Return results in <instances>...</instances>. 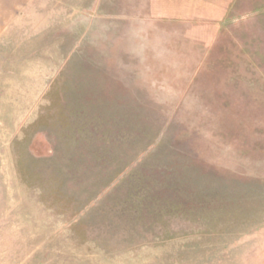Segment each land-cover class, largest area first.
I'll return each instance as SVG.
<instances>
[{
    "label": "rangeland",
    "instance_id": "rangeland-1",
    "mask_svg": "<svg viewBox=\"0 0 264 264\" xmlns=\"http://www.w3.org/2000/svg\"><path fill=\"white\" fill-rule=\"evenodd\" d=\"M87 1L5 63L0 264H264V0Z\"/></svg>",
    "mask_w": 264,
    "mask_h": 264
},
{
    "label": "crops",
    "instance_id": "crops-1",
    "mask_svg": "<svg viewBox=\"0 0 264 264\" xmlns=\"http://www.w3.org/2000/svg\"><path fill=\"white\" fill-rule=\"evenodd\" d=\"M82 3L83 8L89 7L87 0H82ZM71 4L72 0H0V88L5 87L2 84L8 80L9 69L5 63L11 57L49 54L42 41L53 39L55 31L49 28L51 23H54V18L66 17L65 10L68 8L70 11L73 6ZM31 20L40 21V28L29 30L28 24ZM28 36L30 38L27 40L31 39V42L22 44ZM40 50L43 52L39 53Z\"/></svg>",
    "mask_w": 264,
    "mask_h": 264
}]
</instances>
